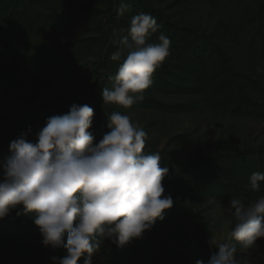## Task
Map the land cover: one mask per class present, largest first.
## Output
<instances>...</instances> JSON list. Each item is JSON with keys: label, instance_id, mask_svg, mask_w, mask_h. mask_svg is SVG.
Masks as SVG:
<instances>
[{"label": "trees", "instance_id": "1", "mask_svg": "<svg viewBox=\"0 0 264 264\" xmlns=\"http://www.w3.org/2000/svg\"><path fill=\"white\" fill-rule=\"evenodd\" d=\"M121 3L0 0V142L9 146L21 132L34 141L48 117L67 113L73 103L94 109L90 131L100 112L127 114L140 107L159 114L205 107L224 116L264 120V0H123L129 8L122 15L118 12ZM197 4L208 8L200 12ZM140 12L149 13L161 26L150 42H158L161 33L170 38V55L154 72L143 98L130 108L104 104L100 92L111 86L109 77L121 63L111 59L118 47L114 39L122 30L126 33L131 17ZM51 32L54 34L49 35ZM60 57L65 63L58 68ZM71 58L77 63L73 71L90 65L92 75L91 81L75 89L70 88L76 74L69 72ZM159 94L181 99L170 101ZM159 123L150 118L143 124L148 137ZM183 140V133L171 135L168 144L159 149L157 140L148 138L145 150L159 152L160 166L169 169L162 183L173 206L165 211L186 217L189 234L185 238L191 237L187 245L195 250L190 251L191 259L200 253L208 261L218 248L208 241L204 200L210 196L222 204L231 198L251 203L264 196V182L258 192L249 187L251 174L264 172V142L228 141L224 147L216 143L201 156L180 163L177 155ZM2 172L0 168V175ZM34 229V213H24L22 206L0 219V244L12 249L8 264H26L31 252L36 253L39 264H46L49 247ZM14 238L17 242L12 243ZM157 247L155 238L144 243L137 264H151ZM56 252L57 257L67 254L63 248ZM125 254V246L110 245L111 264H125ZM189 260L182 256L179 264H190ZM82 261L83 257L77 264Z\"/></svg>", "mask_w": 264, "mask_h": 264}, {"label": "clouds", "instance_id": "2", "mask_svg": "<svg viewBox=\"0 0 264 264\" xmlns=\"http://www.w3.org/2000/svg\"><path fill=\"white\" fill-rule=\"evenodd\" d=\"M128 8L122 0L119 14ZM160 27L155 17L140 12L131 17L126 33L122 30L114 39L118 47L111 59L121 63L109 77L111 86L100 92L104 104L130 108L143 98L154 72L170 55L165 34L150 42ZM93 118L92 107L73 103L67 113L48 117L34 141L21 132L0 161V219L18 206L34 213L42 244L66 250L63 257H51L53 264H77L81 257L82 264H93L105 239L123 247L141 238L173 206L162 183L168 167L160 166L159 152L145 151L148 133L129 115L113 111L108 115L110 131L94 142L89 130ZM261 182L264 172H253L251 191H260ZM226 211L234 224L225 235L210 238L218 252L208 264H251L237 256L264 238V196L251 203L231 198Z\"/></svg>", "mask_w": 264, "mask_h": 264}, {"label": "rangeland", "instance_id": "3", "mask_svg": "<svg viewBox=\"0 0 264 264\" xmlns=\"http://www.w3.org/2000/svg\"><path fill=\"white\" fill-rule=\"evenodd\" d=\"M63 2H60L58 5L62 6L64 4ZM207 8V4L196 5V9L200 12H204ZM220 9L218 8V11ZM53 34L54 32H51L49 35ZM11 57H14L13 53ZM11 60V62H14L17 59ZM64 63V59L60 57L57 60L56 67L60 68L64 66ZM70 63L71 70L69 72H72V74L76 72L72 79L71 89H75L80 84L92 80L90 65L80 67L79 69L75 68L73 71L72 67H75L77 63L72 58ZM159 96L162 99L170 101L181 99V97L178 98L179 96H166L163 94H159ZM127 115L132 118L133 122L138 123L140 127L150 121V118H155V120L160 121L156 126L157 129L151 130L150 137H148L157 140L156 144L159 149L164 148L168 144V139L171 135L183 133L184 140L181 143L182 149L177 155V161L180 163L201 156L210 147H215L216 143L220 144V147H224L228 141H232L234 144L244 142L252 145L264 142V120L244 118L241 116H224L205 107L198 111L165 112L163 114L156 113L151 108L140 107L134 112L127 113ZM107 123L108 116L106 113L100 112L95 125H93V132L96 138H102L104 133L110 131L107 128ZM7 155H9V146L0 142V161H3ZM227 205L228 203L222 204L217 198L206 196L203 207L209 218L208 241L213 235L220 237L231 230L234 224V218L227 213ZM34 232H37V237L41 236L37 225H35ZM187 234H189V230L186 217H183L182 213L175 216L170 214L168 210H164L163 219H157L152 228L146 230L141 238L133 239L132 242L125 245V264H137L139 248L151 238H155L158 244V247L153 253L151 264H179V259L182 256L189 260L191 259L190 251L194 252L195 250L187 245L191 243V237L185 238ZM12 241V243H15L17 239L14 238ZM111 244L112 241L109 239L103 241L101 249L93 260V264H111L108 255ZM11 251V246L8 244H0V264H8ZM200 255L199 253L198 256L202 258L197 259V256L196 259L189 260L190 264H196L197 260H203L205 261L204 264H208V261L205 259L206 256L204 254L203 256ZM52 256H57V252L56 249L49 247L46 255V264H53L51 260ZM241 256L248 258L251 264H264V238L258 239L256 241V247L249 249L246 253H238L237 258ZM27 260L29 261L26 264H39L36 253L32 255L31 252Z\"/></svg>", "mask_w": 264, "mask_h": 264}]
</instances>
